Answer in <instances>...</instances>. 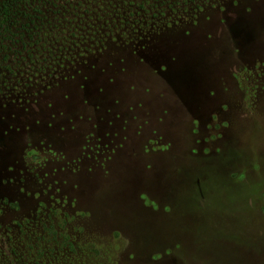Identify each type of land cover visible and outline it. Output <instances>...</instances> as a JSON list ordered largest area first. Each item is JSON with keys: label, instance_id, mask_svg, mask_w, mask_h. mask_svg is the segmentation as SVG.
Listing matches in <instances>:
<instances>
[{"label": "rangeland", "instance_id": "1", "mask_svg": "<svg viewBox=\"0 0 264 264\" xmlns=\"http://www.w3.org/2000/svg\"><path fill=\"white\" fill-rule=\"evenodd\" d=\"M126 2L0 0V250L264 264V0Z\"/></svg>", "mask_w": 264, "mask_h": 264}, {"label": "trees", "instance_id": "2", "mask_svg": "<svg viewBox=\"0 0 264 264\" xmlns=\"http://www.w3.org/2000/svg\"><path fill=\"white\" fill-rule=\"evenodd\" d=\"M60 1H63L64 4H68L69 3V7L71 8L72 4L74 2V0H67L66 2L64 0H25V9H29L31 12L36 13V14H40L41 16H44V19H47V16L44 15V13L42 12V8H44V4L46 5H51L54 8H58L59 7V3ZM114 2L116 4H114ZM92 3H96L97 7H99L100 5H102V7H105V4H108L106 8L108 9H104V10H110L113 13L114 10V6L116 7V10H120V7L124 6L127 7L128 5H130V2H126V0H90L89 3L86 0H76V9L80 10L81 15H77V18L71 19L68 16H66L64 19H61L59 21H55V19L53 21H46L47 25H50V22H54L51 24H54V26L50 27L51 30H49V28H47L45 30V28H37V32H33L31 34V39L32 38H36V40L39 41H46V37H48L47 35L53 32L52 36L56 35L57 39H60L61 36L65 37V33H66V27L67 25L72 24L70 27H68V30L70 31L69 33V37H66L67 40L71 39L72 40H76V38H79V27L81 26L80 23L86 21L88 18H90V6H93ZM114 4V5H113ZM142 9H144V5H141ZM97 13L99 12V10H103V9H94ZM103 10V11H104ZM9 11L8 10V6L6 4H3L2 7H0V16L5 19L6 17L9 16ZM115 11V10H114ZM111 13V14H112ZM108 15V13H106ZM110 14V15H111ZM52 15V13H51ZM87 16V18H86ZM36 18V17H34ZM33 18V19H34ZM80 18L82 20H80ZM79 21H78V20ZM76 24V25H75ZM61 27V28H60ZM75 44L76 42L73 41ZM77 45V44H76ZM15 252L13 250H0V264H18L17 260L15 259Z\"/></svg>", "mask_w": 264, "mask_h": 264}]
</instances>
